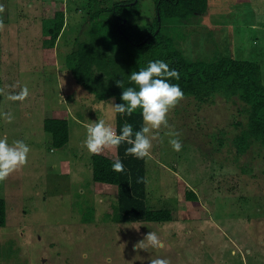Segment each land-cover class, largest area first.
<instances>
[{
    "label": "rangeland",
    "instance_id": "rangeland-1",
    "mask_svg": "<svg viewBox=\"0 0 264 264\" xmlns=\"http://www.w3.org/2000/svg\"><path fill=\"white\" fill-rule=\"evenodd\" d=\"M86 2L0 0V89L29 91L23 102L0 95V138L30 148L27 164L0 182L6 205L0 264H150L154 258L170 264H264V147L235 153L231 139L247 121L246 106L235 97L184 98L168 116L181 150L169 144V129L153 140L145 202L152 210L170 209L172 219L113 220L116 187L92 179L91 153L83 142L92 122L104 119L115 127L109 106L115 99L96 98L64 62L75 41L89 38ZM61 5L64 27L51 46L45 27ZM136 10L137 22L152 21L154 0H138ZM197 17L191 25L168 27L180 48L194 59L229 55L258 62L264 82V0H208L206 13ZM5 113L12 115L10 123ZM47 117L68 122L69 139L61 148L52 147L43 129ZM115 150L101 154L113 158ZM151 231L164 246L137 249Z\"/></svg>",
    "mask_w": 264,
    "mask_h": 264
},
{
    "label": "trees",
    "instance_id": "trees-1",
    "mask_svg": "<svg viewBox=\"0 0 264 264\" xmlns=\"http://www.w3.org/2000/svg\"><path fill=\"white\" fill-rule=\"evenodd\" d=\"M89 14L87 41H75L65 55L66 69L77 83L96 98L112 97L115 104L123 103V89L136 87L129 79L134 71L145 69L150 61L161 60L176 70L180 79L169 83L178 84L184 98L193 97L206 102L209 97L221 95L235 97L246 106V128L237 133L231 143L235 153L244 154L251 146L264 147V82L258 62L235 59L229 55L215 60L194 59L167 31L183 25H191L197 16L206 13L208 0H154L155 15L152 21L139 23L138 0H86ZM133 2V4H131ZM51 7H49L50 9ZM51 11L53 9H50ZM63 6L53 10L48 19L47 34L53 46L64 27ZM117 134L125 123L133 132L143 126L141 111L132 115L115 113ZM44 131L50 134L52 147H63L69 139L68 122L63 118L47 117L43 120ZM130 145L122 143L116 149V157L91 154L92 179L116 187V204L113 209L115 222L148 221L161 223L172 219L167 208L149 209L146 206L145 170L146 158L137 159L126 155ZM119 158L123 172H115L112 164ZM195 198V193L187 192ZM6 205L0 198V227L5 225Z\"/></svg>",
    "mask_w": 264,
    "mask_h": 264
},
{
    "label": "clouds",
    "instance_id": "clouds-1",
    "mask_svg": "<svg viewBox=\"0 0 264 264\" xmlns=\"http://www.w3.org/2000/svg\"><path fill=\"white\" fill-rule=\"evenodd\" d=\"M5 6L0 4V32L5 30L3 13ZM130 81L136 87L124 88L123 81H117V86L123 89L121 101L123 103L110 106L114 113L132 115L137 109L141 111L143 126L133 132L131 124L125 123L117 134L115 127L104 119L92 122L86 127L84 147L93 154L99 155L105 150L118 149L122 143L130 145L126 155L137 159L151 158L153 140L159 138L161 129H169L166 133L170 137L169 144L174 151H180L182 144L179 134L170 130L169 113L184 99V92L178 84L169 83L170 80H179V73L170 69L169 65L161 60L150 61L145 69L130 74ZM0 95H6L11 101L23 102L29 95L28 88L22 87L15 94L5 93L0 89ZM10 123L13 119L10 113L4 114ZM30 148L23 141L17 140L9 144L7 137L0 138V182L5 181L10 174L27 164ZM115 172H123L124 166L117 157L112 164ZM171 195V193H169ZM163 241L156 232H149L143 240L136 244L137 249L148 250L149 247L162 248ZM150 264H170L166 258H154Z\"/></svg>",
    "mask_w": 264,
    "mask_h": 264
},
{
    "label": "crops",
    "instance_id": "crops-1",
    "mask_svg": "<svg viewBox=\"0 0 264 264\" xmlns=\"http://www.w3.org/2000/svg\"><path fill=\"white\" fill-rule=\"evenodd\" d=\"M259 1H261V0H259ZM261 4V3H260ZM115 153H116V150H115ZM116 157V155L113 157V158H115Z\"/></svg>",
    "mask_w": 264,
    "mask_h": 264
},
{
    "label": "water",
    "instance_id": "water-1",
    "mask_svg": "<svg viewBox=\"0 0 264 264\" xmlns=\"http://www.w3.org/2000/svg\"><path fill=\"white\" fill-rule=\"evenodd\" d=\"M131 4H133V2Z\"/></svg>",
    "mask_w": 264,
    "mask_h": 264
}]
</instances>
